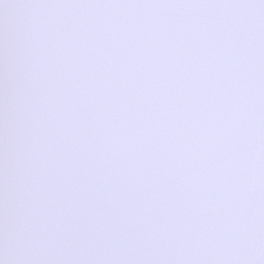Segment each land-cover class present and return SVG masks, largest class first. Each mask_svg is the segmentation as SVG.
<instances>
[{
	"label": "snow or ice",
	"instance_id": "6c2138e0",
	"mask_svg": "<svg viewBox=\"0 0 264 264\" xmlns=\"http://www.w3.org/2000/svg\"><path fill=\"white\" fill-rule=\"evenodd\" d=\"M0 264H264V0H0Z\"/></svg>",
	"mask_w": 264,
	"mask_h": 264
}]
</instances>
